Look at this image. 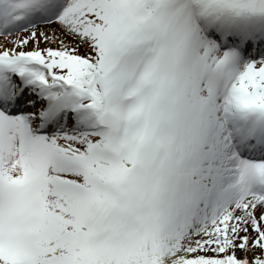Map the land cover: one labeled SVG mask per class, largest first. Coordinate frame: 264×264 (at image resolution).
I'll list each match as a JSON object with an SVG mask.
<instances>
[{
  "label": "snow or ice",
  "instance_id": "6c2138e0",
  "mask_svg": "<svg viewBox=\"0 0 264 264\" xmlns=\"http://www.w3.org/2000/svg\"><path fill=\"white\" fill-rule=\"evenodd\" d=\"M0 264H264V0H0Z\"/></svg>",
  "mask_w": 264,
  "mask_h": 264
}]
</instances>
